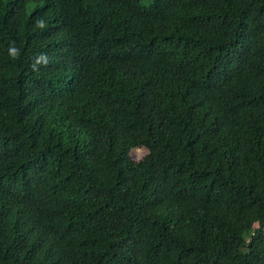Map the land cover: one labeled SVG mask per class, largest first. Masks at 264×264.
<instances>
[{
	"label": "trees",
	"instance_id": "trees-1",
	"mask_svg": "<svg viewBox=\"0 0 264 264\" xmlns=\"http://www.w3.org/2000/svg\"><path fill=\"white\" fill-rule=\"evenodd\" d=\"M0 264H264V0H0Z\"/></svg>",
	"mask_w": 264,
	"mask_h": 264
},
{
	"label": "rangeland",
	"instance_id": "rangeland-1",
	"mask_svg": "<svg viewBox=\"0 0 264 264\" xmlns=\"http://www.w3.org/2000/svg\"><path fill=\"white\" fill-rule=\"evenodd\" d=\"M147 153L146 148H136L132 150L131 155L134 159L139 160L142 159Z\"/></svg>",
	"mask_w": 264,
	"mask_h": 264
}]
</instances>
